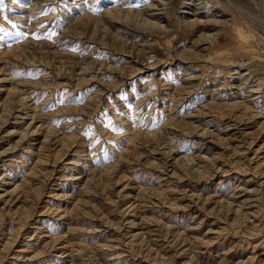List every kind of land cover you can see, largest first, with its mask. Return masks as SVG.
I'll return each instance as SVG.
<instances>
[{"label": "rangeland", "instance_id": "obj_1", "mask_svg": "<svg viewBox=\"0 0 264 264\" xmlns=\"http://www.w3.org/2000/svg\"><path fill=\"white\" fill-rule=\"evenodd\" d=\"M0 264H264V0H0Z\"/></svg>", "mask_w": 264, "mask_h": 264}, {"label": "bare ground", "instance_id": "obj_2", "mask_svg": "<svg viewBox=\"0 0 264 264\" xmlns=\"http://www.w3.org/2000/svg\"><path fill=\"white\" fill-rule=\"evenodd\" d=\"M151 9V8H150Z\"/></svg>", "mask_w": 264, "mask_h": 264}]
</instances>
